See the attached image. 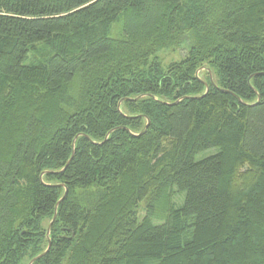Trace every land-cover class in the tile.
Instances as JSON below:
<instances>
[{"label":"trees","instance_id":"obj_1","mask_svg":"<svg viewBox=\"0 0 264 264\" xmlns=\"http://www.w3.org/2000/svg\"><path fill=\"white\" fill-rule=\"evenodd\" d=\"M45 250L264 264V0H0V264Z\"/></svg>","mask_w":264,"mask_h":264},{"label":"rangeland","instance_id":"obj_2","mask_svg":"<svg viewBox=\"0 0 264 264\" xmlns=\"http://www.w3.org/2000/svg\"><path fill=\"white\" fill-rule=\"evenodd\" d=\"M120 35H121L120 23H114L111 27V30H110V36L118 37ZM187 42L188 41H185V44L181 48L176 49V50H171V49L161 50L158 53V55L162 58L163 63L166 64L171 60L179 59L186 52ZM215 150L216 149L214 147H212V148L206 150L204 153H211V152L213 153Z\"/></svg>","mask_w":264,"mask_h":264},{"label":"water","instance_id":"obj_3","mask_svg":"<svg viewBox=\"0 0 264 264\" xmlns=\"http://www.w3.org/2000/svg\"><path fill=\"white\" fill-rule=\"evenodd\" d=\"M210 78L212 79V75H211V74H210ZM147 124H148V120H147L146 125H147ZM66 164H67V163H66ZM66 192H67V189H65V191H64V193H63V195H62V197L58 200L57 204H58V203H59V202L65 197ZM56 206H57V205H56ZM54 218H55V213H54V216H53L52 220L50 221V223H49V225H48V227H47V231H46V235H47V236H48V233H49V230H50L51 223L53 222ZM49 245H50V241L48 242V247H49ZM46 250H47V248H46ZM46 250H45L44 252L40 253L39 255L35 256L34 258H32L28 264H31L35 259H38V258H40L41 256H43V255L45 254Z\"/></svg>","mask_w":264,"mask_h":264}]
</instances>
